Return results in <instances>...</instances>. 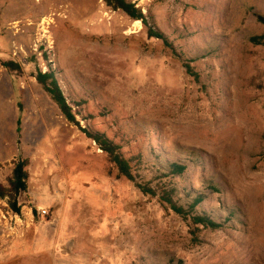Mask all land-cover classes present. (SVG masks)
<instances>
[{
	"label": "rangeland",
	"instance_id": "1",
	"mask_svg": "<svg viewBox=\"0 0 264 264\" xmlns=\"http://www.w3.org/2000/svg\"><path fill=\"white\" fill-rule=\"evenodd\" d=\"M127 1L165 41L104 0H0V183L29 160L0 264H264V0ZM50 68L133 181L36 81ZM181 187L220 228L171 210Z\"/></svg>",
	"mask_w": 264,
	"mask_h": 264
},
{
	"label": "trees",
	"instance_id": "2",
	"mask_svg": "<svg viewBox=\"0 0 264 264\" xmlns=\"http://www.w3.org/2000/svg\"><path fill=\"white\" fill-rule=\"evenodd\" d=\"M105 4L114 11H122L133 21H140L143 26L147 29L148 36L151 38L162 39L165 41L162 33L155 27L153 19L150 16L144 15L134 3H131L127 0H104ZM258 20L264 23L262 17H258ZM256 40H264L263 37H259ZM44 60L47 61V57L44 56ZM12 63H6V67L11 68ZM187 71L192 74V70L187 65ZM196 76L195 74H193ZM36 81L42 86L44 91L51 97L53 102L59 108L61 114L64 118L79 126L81 131L93 142H95L98 147L109 155L111 162L116 166L119 173L127 178L128 180L133 181L134 176L131 173L130 161L125 159L122 154L118 151L119 147L114 144L110 139L106 137L105 134L99 131H92L88 128H82L77 121V116L79 113L73 110L72 106L67 102L66 97L64 96L61 87L57 79V73L53 69L48 71L37 70L35 75ZM29 160L19 158L13 163V169L10 176L7 178L6 183H0V200H5L8 202L10 210L15 214H19L23 204L20 202V198L28 190V172ZM169 172L176 177H182L184 172L187 169V164H178L172 163L168 166ZM143 192L155 195V191L151 189H146L142 186L139 187ZM174 192V193H173ZM181 194L186 198L185 203L180 204L181 199L177 194ZM193 195V196H192ZM163 196L165 201L169 204L172 211L176 214L187 217L192 216L191 219L194 224L210 228L218 229L221 227V224L208 212L198 209V206L204 201V196L198 192L188 190L186 187H181L179 190L176 188L171 189L170 191H164ZM174 197L177 198V201L174 200ZM35 212V211H34ZM173 264V263H170Z\"/></svg>",
	"mask_w": 264,
	"mask_h": 264
},
{
	"label": "bare ground",
	"instance_id": "3",
	"mask_svg": "<svg viewBox=\"0 0 264 264\" xmlns=\"http://www.w3.org/2000/svg\"><path fill=\"white\" fill-rule=\"evenodd\" d=\"M60 16V15H59Z\"/></svg>",
	"mask_w": 264,
	"mask_h": 264
}]
</instances>
